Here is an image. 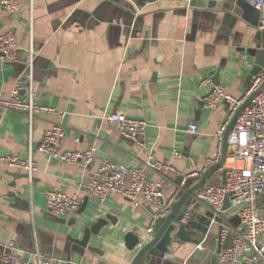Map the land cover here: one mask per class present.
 Masks as SVG:
<instances>
[{
  "label": "crops",
  "instance_id": "1",
  "mask_svg": "<svg viewBox=\"0 0 264 264\" xmlns=\"http://www.w3.org/2000/svg\"><path fill=\"white\" fill-rule=\"evenodd\" d=\"M19 2L21 11L14 15L0 6V35L13 31L18 48L15 60L0 56V95L9 97L16 80L28 74L33 46L39 103L57 113L37 115L31 127L25 114L0 111V159L32 157L38 164L30 180L0 160V245L14 243L34 262L40 253L54 258V264H132L154 237L149 229L159 208L136 209L119 194L100 203L88 194L86 184L102 161L109 160L138 168L149 161L161 163L163 169L147 170V178H165L164 198L174 203L184 191L200 186L212 167L207 162L216 160L217 133L229 114L226 103L206 108L211 88L200 83L208 77L237 98L248 95L257 65L249 50L263 44L261 30L223 2L215 9L192 7L190 0ZM244 55H249L248 62ZM113 113L148 121L142 145L122 137L107 121ZM55 124L65 129L63 151L96 146V159L88 168L39 150ZM192 124L198 127L195 134L187 131ZM175 150L179 157H173ZM229 164L227 160L217 168L205 186L223 183ZM50 190L77 194L79 209L65 217L54 215L46 206ZM259 204L264 210V194ZM196 209L199 216L210 211L201 205ZM235 217L225 211L224 223H212L208 235L190 230L200 245L184 243L162 258L147 255L141 264H210L222 226L229 229L224 246H231L240 226L234 224ZM131 233L144 240L133 250L127 239Z\"/></svg>",
  "mask_w": 264,
  "mask_h": 264
},
{
  "label": "built area",
  "instance_id": "2",
  "mask_svg": "<svg viewBox=\"0 0 264 264\" xmlns=\"http://www.w3.org/2000/svg\"><path fill=\"white\" fill-rule=\"evenodd\" d=\"M250 4L264 14V0H250ZM0 6L13 15L21 11L19 0H0ZM17 52L15 33L7 31L1 34V58L15 60ZM34 56V47L31 46L28 74L16 80L9 97L0 95V111L25 114L31 127L37 115L57 113L55 109L39 103V94L34 87L33 78ZM242 58L244 62L250 60L249 55ZM200 86L211 88L210 95L205 98L206 108L215 110L223 103L229 106V114L217 133L218 155L216 160L207 162V167L215 165L221 159L224 140L236 113L254 92L263 89L243 110L228 132L226 161H231V164L226 167L225 182L201 188L196 193V203L188 207L183 221L187 223L191 219L196 205L209 208L215 217L223 219L225 212L223 208L228 198L230 208L227 211L240 219V226L235 230L231 246H224L229 229L222 227L218 239L221 245L218 254L219 264H264V241H261L264 233V210L259 204V198L264 194V66L256 75L250 93L241 98L228 93L222 84H217L208 77L201 81ZM106 119L122 137L138 145H142L146 139L149 128L147 120L131 118L123 113H113ZM187 131L195 134L198 127L194 124L189 125ZM64 137V127L60 124L53 125L46 131L39 150L67 164L88 168L96 159V146L93 145L84 151H63L60 144ZM180 155L176 150L173 152V157ZM0 160L9 168L25 172L30 180L38 171V164L32 157L22 159L11 155ZM163 167L161 163L152 161L145 167L138 168L103 160L96 177L86 184V189L88 194L100 203H104L111 195L119 194L130 201L136 209L145 205L155 206L159 208L157 217H166L171 213L174 204L173 199L164 198L168 181L165 178L151 180L147 178L146 173L147 170L160 171ZM186 182L187 179H184L180 184V190ZM80 205L81 199L77 194L69 195L57 190L46 192L47 209L56 216L65 217L79 209ZM153 232L154 223L149 229V234L152 235ZM35 255L37 262L27 259L14 243L0 245V264H54V258L44 257L40 253Z\"/></svg>",
  "mask_w": 264,
  "mask_h": 264
},
{
  "label": "water",
  "instance_id": "3",
  "mask_svg": "<svg viewBox=\"0 0 264 264\" xmlns=\"http://www.w3.org/2000/svg\"><path fill=\"white\" fill-rule=\"evenodd\" d=\"M133 1L145 2L147 0H133ZM218 2H223L230 6L233 5L237 9L241 10L244 19L249 21L251 25H253L256 29H260L261 35H263L264 37V25H263L264 14L256 10L250 4V0H190V5L192 7H198V8L215 9L220 7ZM249 54L257 58V65L253 72V74L256 76L260 72L261 68L264 66V42L260 47L250 49ZM262 89L263 88L254 92L242 105V107L236 113L232 123L230 124L228 132L235 124L239 115L249 105V103L262 91ZM209 95L210 93L206 95V97H208ZM227 135L224 140L223 155L220 161L209 169L204 179L202 180L200 186H197L195 188H190L184 191L180 199L173 204L172 211L168 216L153 218L154 237L144 243V246L138 251L132 264H141V262L144 260V258L147 255H152L160 258L165 257V255L173 253L174 250H176L179 246H181L184 243L200 245L201 241L191 236L190 234L191 229L198 230L204 235H208L212 223L214 222L219 224L224 223L222 218L215 217L214 213L211 211L204 213L202 216H199V212L197 209L193 211L191 219L187 223H185L183 219L185 212L188 209V207L186 206L187 201L190 198H192L191 202L196 203L195 192H198L201 188L205 186L207 179L214 173V171L217 168H221L224 165L227 159V141H226ZM225 177H226V171H224V180ZM229 208H230V204L227 198L223 211H227ZM233 221L234 224L236 225L240 224V219L238 217H235ZM127 239H128L129 249L131 250H133L136 245L140 244L141 242H144L143 237L141 235H138V233L135 234L131 233L130 235H128ZM220 250H221V245H219L217 252L211 254L210 264H219L218 254Z\"/></svg>",
  "mask_w": 264,
  "mask_h": 264
}]
</instances>
